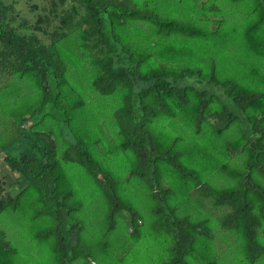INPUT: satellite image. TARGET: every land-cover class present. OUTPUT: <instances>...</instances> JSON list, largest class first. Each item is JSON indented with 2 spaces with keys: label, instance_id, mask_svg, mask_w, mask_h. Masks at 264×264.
Wrapping results in <instances>:
<instances>
[{
  "label": "trees",
  "instance_id": "obj_1",
  "mask_svg": "<svg viewBox=\"0 0 264 264\" xmlns=\"http://www.w3.org/2000/svg\"><path fill=\"white\" fill-rule=\"evenodd\" d=\"M71 1L82 14L73 20L74 9L63 13L59 28L43 43L13 29L11 5L0 0V154L5 169L16 176L10 186L0 177V212L27 222L32 242L46 249L45 264H100L86 248L88 230L79 216L83 207L67 183L49 132L36 130L40 121L27 123L22 118L27 111L11 109L10 98L28 84L39 92L31 113L47 101L60 113L76 162L103 199L102 226L96 231H112L122 212L131 236L142 225L140 212L117 191L115 174L103 166L105 154H117L119 165L123 158L130 161L128 179L135 176L147 188L153 228L171 235L164 264H221L211 249L214 231L243 239L245 261L256 264L264 254L256 240L264 233V78L248 74L245 60L260 56L264 0L227 1L248 6L239 14L233 44H222L230 36L219 34V21L213 32L206 30L210 16L229 17L210 0L200 7L190 0H173V7L164 0ZM78 51L89 55L80 58ZM225 62L236 63L239 72L221 70ZM88 66L82 78L78 72ZM187 78L219 88L231 105L211 89L182 84ZM89 88L118 103V141L109 149L87 131L86 99L73 92ZM62 89H71L69 106ZM60 159L71 161L66 154ZM195 189L211 200V211L198 218L179 215ZM218 208L223 213L219 225H210L208 214ZM39 260H26L0 230V264Z\"/></svg>",
  "mask_w": 264,
  "mask_h": 264
},
{
  "label": "rangeland",
  "instance_id": "obj_2",
  "mask_svg": "<svg viewBox=\"0 0 264 264\" xmlns=\"http://www.w3.org/2000/svg\"><path fill=\"white\" fill-rule=\"evenodd\" d=\"M4 5H11V11L8 16H14V20L10 23L11 27L16 31L25 35H34L36 38L41 40L43 43H47V33L52 30H57L60 26L59 19L63 13H69L70 10L74 9L75 14L72 16L73 20H76L82 11L74 4L71 0H1ZM120 1V0H117ZM196 6L200 7L204 0H190ZM211 3H216V7L221 9L222 12H226L229 17L224 15L210 16V24L206 28L209 32H213L217 27L219 21V34L221 36L228 35L230 40L222 41V44H233L235 42L234 32L239 31L237 22L239 14L248 6L240 5H227L228 0H210ZM165 4L174 6L173 0H164ZM184 3L188 4L189 0H183ZM213 5V4H212ZM214 6V5H213ZM72 8V9H71ZM70 14V13H69ZM216 22V23H215ZM25 23L26 28L18 29V25ZM38 27L39 31H33L32 27ZM44 30L43 33L40 31ZM237 42V41H236ZM258 50L260 56L252 57L250 54L248 60H245V70L247 69L248 74H253L257 77L264 78V41L260 40L258 43ZM78 56L86 57L88 53L82 54L78 51ZM235 57V56H234ZM254 58V59H253ZM233 60V59H232ZM230 63H233L230 62ZM238 63V61H237ZM224 72L231 71L233 68L238 71L237 64L234 63L233 67L225 62ZM240 65V64H238ZM223 67V66H222ZM253 68V70H252ZM89 66L87 69L78 72L79 75L86 79L87 73L89 72ZM239 69H242L241 67ZM246 73V72H245ZM182 84L191 85L197 88L211 89V91L217 95L220 101L225 105H231L229 100L223 95L219 88H214L206 83H197L194 78H187L182 80ZM89 89H73V92L79 91L86 99L84 106V118L85 125L87 124V131L90 135H95L96 138L101 139V148H111L114 143L118 141L116 120L114 112L117 110L118 103L114 96L100 97L97 94H93ZM68 96V106L74 99L70 96L71 89H62ZM18 99H11L9 102L12 105L11 109L16 112H26L25 121L28 123L40 121V125L37 127V131L49 132V136L52 138L57 158L63 165L64 176L67 183L73 188L76 198L82 204V211L80 218L83 224L86 226L87 240L86 248L96 255L100 264H164L163 259L166 256V244L168 243L171 235H168L162 231L163 228L155 230L153 228V220L149 215V206L152 204L148 198V191L145 184L135 176L133 179L130 177V161L127 158H123L122 165L120 164L119 156L117 154L110 155L105 154V161L103 166L110 169L115 174L116 188L119 194H124L128 197L126 201H130V205L133 209L140 212L142 218V225L137 230V236H131L127 231V215L121 213L116 226L112 231L105 232L96 231L101 229L103 213H104V202L93 184L91 178L84 171L82 166L76 162V153L71 149V145L74 143L70 133H68L67 125L63 122L62 116L59 112L55 111L51 107V103L47 101L40 106L39 112L31 113V111L39 105L37 89H33L28 84H23L21 89H17ZM9 109V108H8ZM27 109V110H26ZM83 114V113H82ZM42 115H45L44 117ZM19 118H13L12 122L17 121ZM100 134V137L98 136ZM68 156L71 160L61 161L62 155ZM2 154H0V177L3 178L5 186H10L11 182L15 179V175L9 173L4 165L2 164ZM147 178V177H145ZM10 193V189L8 190ZM198 189L192 190L188 195V198L183 201L181 208L178 211L179 215L185 214L195 216L198 218L199 214H204L206 210L211 211V200L202 195V191ZM15 193V190H14ZM13 195V192H12ZM77 200V201H78ZM206 214V213H205ZM208 214V213H207ZM208 221L210 225L218 226L221 220V210L215 209L213 214H208ZM216 220V222L214 221ZM0 230L3 231L4 241L12 248H17L23 252L24 257L29 262H34L40 257V264H45L47 256L42 255V252L46 251L45 247L32 242L30 237V231L27 229V222L21 221L18 216L10 212H0ZM215 232V236L212 237L211 249L212 252L222 262L221 264H248L244 257L245 243L243 239H234L233 236L218 235ZM264 232V231H263ZM211 238V237H210ZM228 244L225 246L222 243L223 239H226ZM262 247H264V233L259 234V238L256 239ZM247 259V257H246ZM82 262V260H81ZM256 264H264V254L256 260ZM26 264H28L26 262Z\"/></svg>",
  "mask_w": 264,
  "mask_h": 264
},
{
  "label": "built area",
  "instance_id": "obj_3",
  "mask_svg": "<svg viewBox=\"0 0 264 264\" xmlns=\"http://www.w3.org/2000/svg\"><path fill=\"white\" fill-rule=\"evenodd\" d=\"M90 264H95L94 262H90Z\"/></svg>",
  "mask_w": 264,
  "mask_h": 264
}]
</instances>
